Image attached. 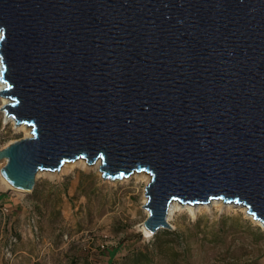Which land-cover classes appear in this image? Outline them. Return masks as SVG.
<instances>
[{"label": "water", "instance_id": "95a60500", "mask_svg": "<svg viewBox=\"0 0 264 264\" xmlns=\"http://www.w3.org/2000/svg\"><path fill=\"white\" fill-rule=\"evenodd\" d=\"M0 110L31 136L2 176L79 159L145 172L152 236L170 205L221 200L264 226V0H0Z\"/></svg>", "mask_w": 264, "mask_h": 264}, {"label": "rangeland", "instance_id": "374dc122", "mask_svg": "<svg viewBox=\"0 0 264 264\" xmlns=\"http://www.w3.org/2000/svg\"><path fill=\"white\" fill-rule=\"evenodd\" d=\"M27 137L0 110V150ZM147 184L136 175L104 180L98 164L37 174L32 192L9 189L0 177L10 199L0 264H264V228L233 206L180 211L171 229L145 237Z\"/></svg>", "mask_w": 264, "mask_h": 264}, {"label": "bare ground", "instance_id": "6f19581e", "mask_svg": "<svg viewBox=\"0 0 264 264\" xmlns=\"http://www.w3.org/2000/svg\"><path fill=\"white\" fill-rule=\"evenodd\" d=\"M0 72H1V60H0ZM4 87H5V83L0 80V90L3 89ZM0 100L2 102L0 109L3 106H5V105H7L9 103V100L8 99H6L4 97H1V96H0ZM2 112L5 114L4 111H2ZM5 118H6V121H11V122L14 123V120L12 118H7V117H5ZM16 127L24 130L26 132L27 136H29V137L31 136V128L30 127H27V126H24V125H22V126H16ZM76 165H83V166H85V165H87V163L83 159H79L78 161H75V162L65 163V165L63 166V168H62L61 171L65 170V169H70L71 170ZM98 165H99V163H98ZM44 172H47V171H39L38 175H40L41 173H44ZM135 175L136 176H140L146 183H148L150 181V175L146 174L145 172L137 173ZM0 177H1L2 183L6 187H8L9 189H15L13 186H11L7 182V180L2 176V174L0 175ZM22 192H24V191H22ZM145 201H146V199H145ZM216 206L225 207V208L226 207H232V206L235 207L234 205H228L227 206L221 200H214V201H212V202H210L209 204H206V205H199V204H197V205H193V207L191 205H189V204L182 205L180 202L174 201L170 205L169 214H168L167 220L169 222L171 220V217L175 216L178 212L183 211V210L184 211L191 212L192 214H196V213L200 212L203 209H211V208L216 207ZM236 207L239 208V209H241L249 218H251L254 221H256L252 216H249L247 214V208L246 207H243V206H236ZM256 222H257V224H259L260 226H262L264 228V226L262 225V223L260 221H256ZM142 231H143L145 237H147V238L152 237V234L149 232V230L145 226L142 227Z\"/></svg>", "mask_w": 264, "mask_h": 264}, {"label": "built area", "instance_id": "2783aa9c", "mask_svg": "<svg viewBox=\"0 0 264 264\" xmlns=\"http://www.w3.org/2000/svg\"><path fill=\"white\" fill-rule=\"evenodd\" d=\"M1 173V172H0ZM1 175V174H0ZM8 215H9V208L7 207V206H5V205H1L0 206V222L2 221V220H6L7 219V217H8ZM33 224H35L34 222H33ZM101 247L102 248H104V245H101ZM9 250V249H8ZM9 255H10V253H9ZM12 256V255H11Z\"/></svg>", "mask_w": 264, "mask_h": 264}, {"label": "crops", "instance_id": "0c3cea01", "mask_svg": "<svg viewBox=\"0 0 264 264\" xmlns=\"http://www.w3.org/2000/svg\"><path fill=\"white\" fill-rule=\"evenodd\" d=\"M8 201H10V199H8L7 195H4V194L0 193V203L2 205L7 206L8 205Z\"/></svg>", "mask_w": 264, "mask_h": 264}, {"label": "trees", "instance_id": "16d2710c", "mask_svg": "<svg viewBox=\"0 0 264 264\" xmlns=\"http://www.w3.org/2000/svg\"><path fill=\"white\" fill-rule=\"evenodd\" d=\"M118 252V250H113L110 254H111V258H110V260H113L114 259V257H115V255H116V253ZM110 264V263H109Z\"/></svg>", "mask_w": 264, "mask_h": 264}]
</instances>
